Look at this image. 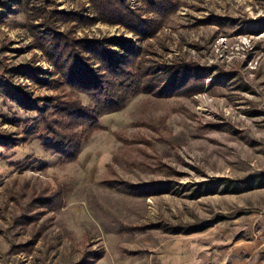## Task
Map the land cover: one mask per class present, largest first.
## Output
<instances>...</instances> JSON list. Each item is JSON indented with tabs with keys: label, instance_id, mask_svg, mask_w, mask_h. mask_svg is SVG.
<instances>
[{
	"label": "rangeland",
	"instance_id": "1",
	"mask_svg": "<svg viewBox=\"0 0 264 264\" xmlns=\"http://www.w3.org/2000/svg\"><path fill=\"white\" fill-rule=\"evenodd\" d=\"M51 29L110 40L143 82L93 127L54 110L69 160L27 109L92 106L61 84ZM184 248L264 264V0H0V264H176Z\"/></svg>",
	"mask_w": 264,
	"mask_h": 264
},
{
	"label": "trees",
	"instance_id": "2",
	"mask_svg": "<svg viewBox=\"0 0 264 264\" xmlns=\"http://www.w3.org/2000/svg\"><path fill=\"white\" fill-rule=\"evenodd\" d=\"M162 1L164 2L166 0ZM155 7L159 10L156 12L161 15H167L174 9L173 4L170 7L165 6L164 3L155 5ZM128 16L131 17L133 23L125 21V24L134 31L138 32L139 29H141L143 32H150L152 27H154L146 23V20H143L141 16L135 14H128ZM41 18H45V21L42 22L45 27L50 28L47 24L46 16H41ZM51 31H53V34H50L54 41L52 42V46L58 53L54 54L50 52V54L52 61L63 75L64 81L61 82V84L63 83L69 86L78 93L86 94L92 101V106H83L80 99L74 98V100L67 102L56 99L58 104L55 105L53 109L52 107H47L46 109L45 107L40 108L37 104L27 109L28 111H38L40 109L39 114L33 122L36 126H45L53 135V137L46 139L40 137L46 150L55 152L60 157L69 160L77 156V150L80 149V145L73 140L75 139L74 136L63 134L62 132L64 131H62L61 128L58 130L62 122L59 118L51 119L52 116L56 115L54 114V110L60 114H64V118L69 119V121L76 122L72 125L73 127L76 125L93 127L100 122L99 119L103 114L118 110L126 102V95H119L117 93L118 88H123L125 93L127 91H133L132 89L137 91L135 87L143 82L139 77L133 76L127 69L129 66L128 64L131 63L133 59L128 62L120 61L125 58H117V52L111 49L112 43L110 40L106 42H76L74 39L71 40L67 35L59 31H54L52 29ZM153 32L154 30L150 33ZM50 34L46 35L49 40H51ZM78 47L80 51H77ZM75 51L77 52L76 54L74 53ZM86 51L90 53L87 56L84 54ZM132 54L135 55L136 51L133 50ZM92 58L99 61L101 67L99 72H95V70L92 69L90 63ZM21 97L22 98L16 100V102L20 101V103H24L29 100L24 94ZM30 105H32V102Z\"/></svg>",
	"mask_w": 264,
	"mask_h": 264
},
{
	"label": "crops",
	"instance_id": "3",
	"mask_svg": "<svg viewBox=\"0 0 264 264\" xmlns=\"http://www.w3.org/2000/svg\"><path fill=\"white\" fill-rule=\"evenodd\" d=\"M180 252H177L178 254L176 257H181V261L179 259L180 263L176 264H252L251 258L246 256V251L239 250V249H227L225 253L227 256L221 260L219 257V254L214 253L215 256L214 259H211V261H202L200 259L201 254H212L213 251L204 250L201 252L200 249H180L178 250ZM199 257V258H198Z\"/></svg>",
	"mask_w": 264,
	"mask_h": 264
}]
</instances>
